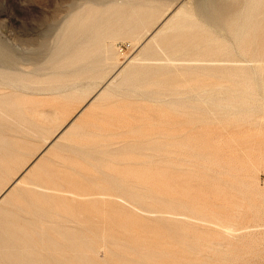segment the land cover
I'll return each mask as SVG.
<instances>
[{"label": "bare ground", "instance_id": "1", "mask_svg": "<svg viewBox=\"0 0 264 264\" xmlns=\"http://www.w3.org/2000/svg\"><path fill=\"white\" fill-rule=\"evenodd\" d=\"M188 2L81 0L58 28L51 44L42 43L35 49L30 70L25 69L22 56L0 41V96L29 90L45 95L66 94L69 98L86 92L90 95L0 192V264H93L95 255L108 242L104 230L107 204L137 209L141 194L151 190V162L155 158L169 159L171 151L167 143L156 145L140 140L126 150L122 144L126 156L102 172L101 192L81 190L72 198L62 194L71 191L68 184L73 183L68 175L89 177L86 164L115 152L118 142L112 137L116 131L114 135L109 130L107 134L106 129L89 132L88 128L89 119L102 112L106 100L125 97L168 102L177 110L193 109L199 119L209 106L220 105L218 115L225 127L241 116L237 109L244 95L241 89H249V79L257 83L253 74L261 66L250 63L264 64V0H193L192 5ZM119 37L134 39L137 51L121 63H117L114 49ZM176 61H185L186 65ZM175 70L190 75L188 87L179 84ZM210 78L225 82L208 84L206 80ZM122 102V112L113 114L116 117L112 120H117V127L123 129L126 126L122 119L130 114V106L127 108ZM7 112L0 100V115L9 118ZM194 118L190 121L194 122ZM30 125L31 121L23 119L12 127L19 132L22 126ZM0 129L9 128L0 122ZM15 130H11L16 134L13 138H22ZM81 135L84 141L77 140ZM11 139L0 136V166L6 165L14 154L17 142ZM112 145L115 148H106ZM53 147L54 157L61 159L68 149L76 160L71 156L62 161L64 169L55 170L42 162V156ZM120 164L127 166L120 168ZM58 173L67 175L58 177ZM246 174V185L254 190L258 187L255 171ZM107 196L115 198L109 200ZM28 197L31 200L27 201ZM90 203L95 204L94 212ZM99 210L102 213L97 214ZM96 220L102 222L99 232L94 231ZM201 221L208 222L205 218ZM221 228L232 231L234 224ZM189 246L193 244L190 242Z\"/></svg>", "mask_w": 264, "mask_h": 264}, {"label": "rangeland", "instance_id": "2", "mask_svg": "<svg viewBox=\"0 0 264 264\" xmlns=\"http://www.w3.org/2000/svg\"><path fill=\"white\" fill-rule=\"evenodd\" d=\"M186 1L193 4V0ZM79 2L81 0H0V41L22 56L25 69L30 70L35 49L42 43L51 44L58 28ZM135 43L130 37H119L114 41L117 63L137 53ZM176 63L186 65L185 61ZM250 64L261 65L253 74L257 83L249 79V89H241L244 95L237 105L241 116L228 127L222 126L221 115H218L220 105L209 106L208 114H201L199 119L189 107L177 110L168 102L125 97L106 100L102 112L89 119V132L99 129L105 132L106 129L107 134L109 130L115 135L116 131L112 138L118 143L114 144L116 148L114 145L106 147L115 148L114 153L85 165L91 172L89 177L68 175L73 184H68L71 191L62 193L67 198L86 189L101 192L102 172L118 163L126 156L124 149L139 144L140 140L156 145L167 143L171 151L169 159L155 158L151 162L154 168L152 188L141 194L137 209L132 206L120 209L118 205L107 204L104 230L108 242L95 255L93 264H206V261L264 264V64ZM173 72L179 84L189 86L190 75L186 71ZM206 81L208 84L225 82L221 78ZM251 86L257 87L252 90ZM89 96L86 92L80 97L69 98L66 94L45 95L33 90L0 96L10 114L9 118L0 115L1 124L9 128L0 129V136L11 137L17 142L7 164L0 166V192L28 166L46 141L76 114ZM121 102L131 108L130 114L122 119L126 126L123 129L117 127V120H112L116 117L113 114L122 112ZM191 117H195L194 122L190 121ZM23 119L31 121V125L22 126L23 130L18 132L12 126ZM109 123L111 126L107 125ZM11 130L22 138L14 139L16 134ZM79 139L85 140L83 135L77 137ZM54 150L53 147L42 156V162L59 171L64 169L62 161L71 159L73 154L67 149L64 157L58 159L53 156ZM252 170L258 183L254 190L246 185V173ZM63 175L67 174H57L58 177ZM111 198L115 197L107 196V199ZM94 205H89L92 212ZM99 213L102 211H97ZM202 218L208 222L201 221ZM229 224H234L232 231L221 228V225ZM101 229L102 222L96 220L94 231ZM190 242L193 247L189 246Z\"/></svg>", "mask_w": 264, "mask_h": 264}]
</instances>
